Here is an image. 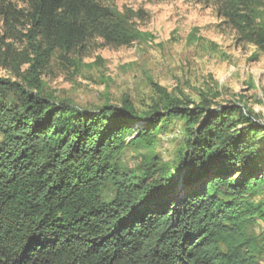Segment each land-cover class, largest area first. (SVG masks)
Wrapping results in <instances>:
<instances>
[{"label": "trees", "instance_id": "1", "mask_svg": "<svg viewBox=\"0 0 264 264\" xmlns=\"http://www.w3.org/2000/svg\"><path fill=\"white\" fill-rule=\"evenodd\" d=\"M105 1L0 0V24L25 23L36 82L18 90L0 78V264H258L264 121L241 100L166 97L139 113L127 98L87 110L37 93L55 52L139 37ZM200 1L216 4L239 44L264 50V0ZM175 120L185 141L172 167L153 153L134 170L115 163L128 146L152 148ZM107 185L114 196L103 201Z\"/></svg>", "mask_w": 264, "mask_h": 264}, {"label": "rangeland", "instance_id": "2", "mask_svg": "<svg viewBox=\"0 0 264 264\" xmlns=\"http://www.w3.org/2000/svg\"><path fill=\"white\" fill-rule=\"evenodd\" d=\"M139 37L129 46L93 39L84 49L62 57L55 52L38 75L43 97L94 110L121 106L127 98L139 113L164 103L166 97L226 105L241 100L264 121V50L239 44L234 29L218 16L216 4L200 0H106ZM18 10L22 3H13ZM27 29L23 21L0 24V78L18 90L36 91L25 64ZM184 124L172 122L152 148L128 146L115 163L136 169L151 153L172 167L184 145ZM131 137L128 139V141ZM254 200L264 201V186ZM114 196L111 185L103 201ZM257 223L249 232L258 235ZM264 264V258L258 260Z\"/></svg>", "mask_w": 264, "mask_h": 264}]
</instances>
